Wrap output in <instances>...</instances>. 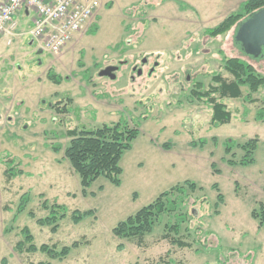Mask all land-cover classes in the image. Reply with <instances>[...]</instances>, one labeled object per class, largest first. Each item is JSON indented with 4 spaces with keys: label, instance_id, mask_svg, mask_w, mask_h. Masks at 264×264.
Instances as JSON below:
<instances>
[{
    "label": "rangeland",
    "instance_id": "1",
    "mask_svg": "<svg viewBox=\"0 0 264 264\" xmlns=\"http://www.w3.org/2000/svg\"><path fill=\"white\" fill-rule=\"evenodd\" d=\"M98 1L96 16L55 55L39 52L28 33L10 37L0 48V260L264 264V221L259 227V218L252 216L253 210L260 216L259 206L264 205V86L253 93L243 87L239 98L215 94L232 113L229 123L218 126L210 121L211 105L191 92L197 90L195 81L201 91L215 84L213 74L230 79L222 68L228 57L252 65L264 77V48L259 57L247 55L235 40L238 23L217 36L207 34L244 0ZM144 57L142 75L132 73L130 66L141 65ZM123 59L127 64L115 79L98 76L99 69ZM49 72L62 81L54 83ZM67 98L71 102L66 113L50 107ZM122 118L137 126L139 134L121 156L120 184L98 178L83 196L79 176L63 155L70 139L67 131ZM255 137L253 163L239 165V145ZM10 166L22 173L7 180L4 171ZM186 181L197 188L171 192L175 211L160 216L140 244L113 234L120 221ZM23 194L28 203L18 212ZM218 194L223 203L217 209ZM45 199L47 207L42 206ZM53 202L66 211L63 218L57 217L54 232L51 225L37 222L50 215ZM75 209L93 214L73 223L70 212ZM60 213L58 208L56 214ZM172 224H179V230L176 235L169 231L170 237L189 247L163 238ZM24 226L37 247L69 246V253L51 259L41 251H16ZM75 241L78 245L73 247Z\"/></svg>",
    "mask_w": 264,
    "mask_h": 264
},
{
    "label": "trees",
    "instance_id": "2",
    "mask_svg": "<svg viewBox=\"0 0 264 264\" xmlns=\"http://www.w3.org/2000/svg\"><path fill=\"white\" fill-rule=\"evenodd\" d=\"M264 7V0H244L239 5V10L227 15L221 22L215 25L213 28L207 30V34L214 37L228 31L234 24L240 23L246 17H248L254 11ZM90 32H96V25H94ZM223 70L228 73L231 78L226 79L221 74L216 73L212 75V82L209 87L201 91L200 83L195 84L197 90H192V94L198 99H203L211 105V123L214 126L229 123L232 119V113L226 108V105L216 100L214 96L217 94L220 98H239L242 95V88L247 87L250 93L256 92L261 86H264V77L259 74L252 65L245 63L236 57L224 58L222 62ZM48 77L56 84L62 81L59 75L48 73ZM67 101H57L50 106L52 109L57 110L60 113H66L68 111V104L71 102V98H67ZM63 103V104H62ZM263 110H260L258 119H262ZM139 129L137 126L130 125L125 119H119L116 122L102 123L101 125L92 129H77L73 128L67 131L69 141L63 148V155L68 160L70 167L79 176V183L81 186V193L86 196L87 189L98 178H105L113 185L120 184V174L122 172L119 165L122 154L131 147L133 140L138 136ZM258 139L251 138L239 145V148L243 151V155L239 159V165L246 166L253 163V154L257 148ZM228 144V143H227ZM164 144L163 146H166ZM230 145L226 148V153H229ZM60 148H55L58 151ZM10 165L14 163V160L8 162ZM228 163L233 165V160H228ZM22 171L10 166L4 171V175L7 180L11 179L15 175L21 174ZM184 186H187L190 190L194 191L197 186L194 182L186 181L182 185L175 186L169 191L161 193L151 203L142 207L134 215L128 216L125 220L120 221L113 229V234L118 238H135L136 242L140 244L143 240V236L149 233L154 223L164 213H171L175 211L176 202L170 199V193L173 191L183 194ZM217 187L216 185L214 186ZM27 194L21 196L20 204L17 207V211L21 212L25 209L28 198ZM47 200L42 202L43 207H47ZM223 203V197L218 194V202L215 207ZM50 215L45 218H40L37 222L41 225H51V230L54 232L57 229L56 219L57 217L63 218L65 207L53 202L50 206ZM260 216L256 211H252V216L255 219L259 218V227L262 226L264 221V205L260 204ZM60 208L61 213L57 215V209ZM93 214V210H72L70 212V219L73 223H79L84 217ZM32 216V212H30ZM167 227V226H166ZM179 224L169 225L166 230L167 233L163 234V238H170L172 244H176L180 247H189L190 244L182 241L178 238L170 237L169 231L175 235L178 233ZM23 239L19 240L14 248L16 251L23 253H34L41 251L45 253L51 259H60L66 256L71 247L62 246L58 250L56 244L47 245L41 244L36 246L34 244L33 236L30 233L27 226L21 229ZM73 247L77 246L75 241ZM0 264H7V259L2 258ZM39 264H50L49 262H39ZM182 264V263H179Z\"/></svg>",
    "mask_w": 264,
    "mask_h": 264
},
{
    "label": "built area",
    "instance_id": "3",
    "mask_svg": "<svg viewBox=\"0 0 264 264\" xmlns=\"http://www.w3.org/2000/svg\"><path fill=\"white\" fill-rule=\"evenodd\" d=\"M35 12L30 34L40 49L55 55L96 16L98 0H0V37L11 33L15 13Z\"/></svg>",
    "mask_w": 264,
    "mask_h": 264
},
{
    "label": "water",
    "instance_id": "4",
    "mask_svg": "<svg viewBox=\"0 0 264 264\" xmlns=\"http://www.w3.org/2000/svg\"><path fill=\"white\" fill-rule=\"evenodd\" d=\"M235 40L242 50L253 57H259L264 48V7L260 8L238 23L235 30ZM41 52V50H38ZM116 65H110L100 70V76L115 78Z\"/></svg>",
    "mask_w": 264,
    "mask_h": 264
},
{
    "label": "crops",
    "instance_id": "5",
    "mask_svg": "<svg viewBox=\"0 0 264 264\" xmlns=\"http://www.w3.org/2000/svg\"><path fill=\"white\" fill-rule=\"evenodd\" d=\"M35 17V12L27 8H22L18 10L14 15V21L16 23L15 29L9 33L0 37V48H3V43H9L10 37L21 38L25 33L30 34V30L33 25V19Z\"/></svg>",
    "mask_w": 264,
    "mask_h": 264
},
{
    "label": "flooded vegetation",
    "instance_id": "6",
    "mask_svg": "<svg viewBox=\"0 0 264 264\" xmlns=\"http://www.w3.org/2000/svg\"><path fill=\"white\" fill-rule=\"evenodd\" d=\"M42 51V50H41ZM127 64V61H126V59H123V60H119L118 61V64L116 65L118 68H117V70L114 72L115 73V78H116V73L120 70V67L121 66H123V65H126ZM140 64L141 65H137V64H133V65H131L130 66V69H131V72L132 73H135L136 75L138 74V76H141L142 75V73H143V66H145L146 64H147V59L144 57V58H142L141 59V62H140ZM153 64L154 65H156L157 64V61H155V62H153ZM107 66H110V65H106V66H104L103 68H101V69H99V71H98V76L101 78H110V77H108V76H100L99 75V72H100V70H102V69H104V68H106ZM152 68L153 67H151L150 68V71H152ZM132 78H131V80H134V77H133V75H130ZM114 78V79H115ZM111 79V78H110ZM189 79V75H187V77H186V80H188ZM111 80H113V79H111ZM193 80V79H192ZM196 82V81H195ZM195 82H194V86H195ZM58 101H61V99L60 100H58ZM57 102V101H56ZM56 102H54V103H56ZM53 103V104H54ZM52 105V104H51ZM50 105V106H51ZM54 110V109H53Z\"/></svg>",
    "mask_w": 264,
    "mask_h": 264
}]
</instances>
